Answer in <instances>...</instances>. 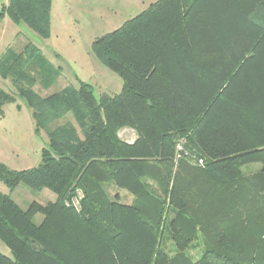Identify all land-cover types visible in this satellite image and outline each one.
Here are the masks:
<instances>
[{
    "label": "trees",
    "instance_id": "1",
    "mask_svg": "<svg viewBox=\"0 0 264 264\" xmlns=\"http://www.w3.org/2000/svg\"><path fill=\"white\" fill-rule=\"evenodd\" d=\"M51 2L9 0L0 17L49 40ZM92 50L119 94L80 81L41 98L29 68L45 88L61 69L31 42L0 56L49 137L37 167L0 163V181L55 195L24 209L0 192V264H264V0H158ZM16 102L0 88V117ZM68 114L81 134L50 131Z\"/></svg>",
    "mask_w": 264,
    "mask_h": 264
},
{
    "label": "rangeland",
    "instance_id": "2",
    "mask_svg": "<svg viewBox=\"0 0 264 264\" xmlns=\"http://www.w3.org/2000/svg\"><path fill=\"white\" fill-rule=\"evenodd\" d=\"M101 1L103 8L92 10L88 7L91 3L95 4L96 0H84L88 9L85 7L81 10L69 8L71 5L64 0H52L49 40L39 37L25 25L14 24L15 27L2 30L3 22H0V56L6 53L7 48L13 49L15 53H21L28 42H31L41 50L54 71L61 69L57 72L59 76L55 82L49 88H45V81L38 69L34 66L29 68V73L36 80L33 90L41 98H47L67 88L77 89L80 81L92 85L97 97L102 94H119L123 85L122 79L101 64L92 50V44L96 38L113 32L137 16V10L134 8L136 0ZM6 2L7 0H0V12L2 4ZM0 19L2 20V17ZM11 82L12 79L4 80L0 77V88L17 99L16 103L6 104L2 108L4 117H0V163L10 169L21 171L35 168L41 163L42 150L49 144V137L46 130L35 134L36 124L32 110L20 99L14 83ZM57 127L73 128L81 134V129L72 114L53 124L50 131ZM80 137L83 138L82 135ZM120 137L130 143L136 139L135 132L129 129H122ZM110 189L111 193L116 191L113 187ZM0 192L11 194L2 181ZM11 195L24 209L32 202H38L43 206L55 201V195L48 190L33 194L23 186L18 187ZM121 195L125 201H131V198L129 199L131 196L127 197L126 192H121ZM73 202L78 205L77 200ZM164 238H168L167 233ZM0 253L11 256L9 248L1 240ZM192 253L194 255V252Z\"/></svg>",
    "mask_w": 264,
    "mask_h": 264
},
{
    "label": "crops",
    "instance_id": "3",
    "mask_svg": "<svg viewBox=\"0 0 264 264\" xmlns=\"http://www.w3.org/2000/svg\"><path fill=\"white\" fill-rule=\"evenodd\" d=\"M8 1L9 0H7V2L2 4V5H7ZM64 1H66V3H68L69 5H71L69 8L73 7L74 9H81L82 10L83 8L86 7V5L83 2L84 0H64ZM156 1H158V0H136V4L134 6V8L137 10L136 13H138V14L142 13L145 9H147L151 4L155 3ZM101 2H102L101 0H96V3L95 4L91 3V5L88 8L92 9V10H95V8H103ZM0 22H3L2 23L3 24L2 30L4 28L6 29L7 27L10 28L11 26L15 27V25H14L15 23L14 22L12 23V20H10L7 16L2 17V20ZM11 24H13V25H11Z\"/></svg>",
    "mask_w": 264,
    "mask_h": 264
}]
</instances>
